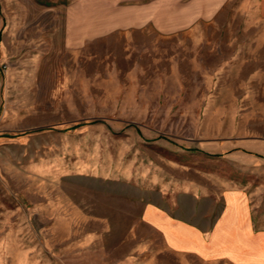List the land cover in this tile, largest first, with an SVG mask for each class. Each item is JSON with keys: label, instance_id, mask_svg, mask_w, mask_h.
I'll return each instance as SVG.
<instances>
[{"label": "rangeland", "instance_id": "rangeland-1", "mask_svg": "<svg viewBox=\"0 0 264 264\" xmlns=\"http://www.w3.org/2000/svg\"><path fill=\"white\" fill-rule=\"evenodd\" d=\"M168 17V0H0V264H264L176 251L155 222L181 200L211 221L236 191L264 230V154L210 150L264 139V71L230 58L264 16Z\"/></svg>", "mask_w": 264, "mask_h": 264}, {"label": "crops", "instance_id": "crops-1", "mask_svg": "<svg viewBox=\"0 0 264 264\" xmlns=\"http://www.w3.org/2000/svg\"><path fill=\"white\" fill-rule=\"evenodd\" d=\"M226 1L168 0V30L186 27L199 17L215 15ZM244 1L246 6L251 5L255 14L264 16V0ZM231 57H235L233 60L238 64L252 57L257 65L250 69L251 77H256L264 71V39L241 40ZM217 142L219 148L210 147V150L231 159L237 156L252 158L254 152L264 154V139L229 136ZM239 195V192L228 191L224 213H218L211 221L203 216V210L197 216H190L185 201L181 200L180 208L168 204V213L164 216L159 213L155 222L163 228L168 246L176 251L192 250L210 257L224 255L234 262L264 261V230L254 231L249 213L240 204L242 200H237Z\"/></svg>", "mask_w": 264, "mask_h": 264}, {"label": "bare ground", "instance_id": "bare-ground-1", "mask_svg": "<svg viewBox=\"0 0 264 264\" xmlns=\"http://www.w3.org/2000/svg\"><path fill=\"white\" fill-rule=\"evenodd\" d=\"M264 37V36H263Z\"/></svg>", "mask_w": 264, "mask_h": 264}]
</instances>
